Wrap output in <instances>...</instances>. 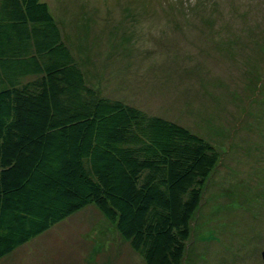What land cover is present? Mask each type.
Segmentation results:
<instances>
[{"label":"rangeland","instance_id":"rangeland-1","mask_svg":"<svg viewBox=\"0 0 264 264\" xmlns=\"http://www.w3.org/2000/svg\"><path fill=\"white\" fill-rule=\"evenodd\" d=\"M51 1L86 83L94 46L108 67L99 97L144 107L219 153L183 264H264V0ZM117 66L132 71L128 88L109 78ZM0 264L146 263L90 206Z\"/></svg>","mask_w":264,"mask_h":264},{"label":"trees","instance_id":"trees-1","mask_svg":"<svg viewBox=\"0 0 264 264\" xmlns=\"http://www.w3.org/2000/svg\"><path fill=\"white\" fill-rule=\"evenodd\" d=\"M220 155L101 98L41 0H0V261L95 206L146 264H183Z\"/></svg>","mask_w":264,"mask_h":264},{"label":"crops","instance_id":"crops-1","mask_svg":"<svg viewBox=\"0 0 264 264\" xmlns=\"http://www.w3.org/2000/svg\"><path fill=\"white\" fill-rule=\"evenodd\" d=\"M43 3H46L47 5H48V7H49V9H50V12H51V5H53L54 7H55V4H54V2L53 1H51V2H48V0H41ZM49 3H47V2ZM57 1H59V0H57ZM52 3V4H51ZM62 4H63V6L65 7V1L64 0H62ZM51 14H52V12H51ZM57 14V13H56ZM53 15V14H52ZM53 17H54V19H55V16L53 15ZM84 17V16H83ZM86 18V17H85ZM56 20V19H55ZM61 20L63 21V23H64V25H65V21H64V19H62L61 18ZM57 22V21H56ZM58 24V23H57ZM58 26H59V29H60V32H61V36H62V40H63V42L66 44V46L70 49V51H71V48L69 47V45L67 44V42L65 41V39H64V37H63V35H62V30H61V27H60V25L58 24ZM88 28H90V26L88 27ZM87 28V29H88ZM69 40H71L70 38H69ZM95 47L96 46H94V49H92L91 50V58H92V61H91V64L93 65V66H95V72H96V75H94L93 77H91V83H94L93 85H91L90 83H86L88 86H90L92 89L94 88H96L94 85H95V83H97V82H100V83H103V82H101V69L103 68V67H105V68H107L108 69V67H106V66H103V63H101V61L102 60H95L94 58H96V50H95ZM84 48V47H83ZM72 53V52H71ZM73 55V54H72ZM73 57H74V59L76 60V58H75V56L73 55ZM94 60V61H93ZM76 62L78 63V61L76 60ZM121 62V61H120ZM79 64V63H78ZM128 73H132V71H130L129 70V72ZM126 71H123V68H121L120 66H117L116 67V69H114V70H111L110 71V73H109V78H116V82H114V84L115 85H120L121 87H129V83H128V81H129V74H128ZM85 74V73H84ZM86 75V74H85ZM165 78H166V75H164L161 79H160V81L159 82H161V80H165ZM140 80V79H139ZM86 81V80H85ZM131 81V80H130ZM109 83H111V81H108ZM158 82V84L160 85V83ZM164 83H169V87H171L170 85H171V83L170 82H164ZM164 83H162V84H164ZM104 84H106V82L104 83ZM161 87V86H160ZM93 89V90H94ZM100 96H102V97H104V98H107V99H110V98H108L107 97V95H100ZM106 96V97H105ZM150 96H153L152 94H150ZM119 99H121V98H119ZM118 101V100H117ZM119 102H121V101H119ZM121 103H123V102H121ZM123 104H125V105H127L126 103H123ZM138 106H140L139 104H137ZM127 106H129V105H127ZM130 107H134V108H137V109H139V110H141V111H143L144 113H146L148 116H150V117H156V116H152L151 114H149L148 112H146L145 110H142L141 108H144V107H141V108H139V107H136V106H131L130 105ZM159 118V117H158ZM31 243V242H30ZM28 245V244H27ZM12 255V254H11ZM7 258V257H6Z\"/></svg>","mask_w":264,"mask_h":264}]
</instances>
